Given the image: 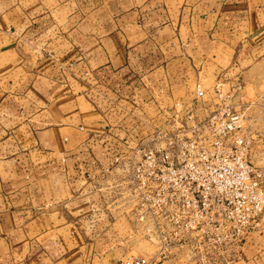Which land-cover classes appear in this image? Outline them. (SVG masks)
Masks as SVG:
<instances>
[{
	"label": "crops",
	"instance_id": "1",
	"mask_svg": "<svg viewBox=\"0 0 264 264\" xmlns=\"http://www.w3.org/2000/svg\"><path fill=\"white\" fill-rule=\"evenodd\" d=\"M208 77L243 80L264 164V0H0V264L144 251L106 206L103 171L138 115L191 100ZM242 254L264 264V234Z\"/></svg>",
	"mask_w": 264,
	"mask_h": 264
},
{
	"label": "built area",
	"instance_id": "2",
	"mask_svg": "<svg viewBox=\"0 0 264 264\" xmlns=\"http://www.w3.org/2000/svg\"><path fill=\"white\" fill-rule=\"evenodd\" d=\"M239 77L196 82L153 116H137L103 173L131 233L154 245L122 264H237L252 232L264 234V164L252 158L255 134Z\"/></svg>",
	"mask_w": 264,
	"mask_h": 264
},
{
	"label": "rangeland",
	"instance_id": "3",
	"mask_svg": "<svg viewBox=\"0 0 264 264\" xmlns=\"http://www.w3.org/2000/svg\"><path fill=\"white\" fill-rule=\"evenodd\" d=\"M34 32H36V30H34V31L31 30L30 34H32V33L34 34ZM35 35H36V33H35ZM213 80H214V78H211V77L210 78L209 77L206 78V82H207L208 85L210 83H212ZM246 90L248 91V98L249 99L250 98H255V93H254L252 88L248 87ZM247 115H249V111L248 110H247ZM247 124L251 128V125L249 124V121H247ZM252 158L256 162L255 157L252 156ZM137 245H139L142 249H145V250L144 251H139V252L134 251L133 254H146V255H148V254H152L154 252V250H155L154 245H152L150 242H148L147 240H144V239H143V241H140V243H137ZM146 249H148V250L153 249V251L147 252ZM128 255H130V253L125 255V257H127ZM125 257H122V258H125ZM164 263H166V262H164Z\"/></svg>",
	"mask_w": 264,
	"mask_h": 264
}]
</instances>
